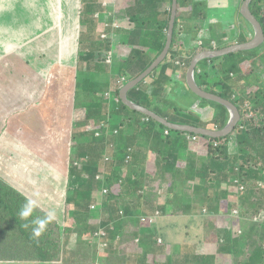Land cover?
Wrapping results in <instances>:
<instances>
[{
	"label": "trees",
	"instance_id": "1",
	"mask_svg": "<svg viewBox=\"0 0 264 264\" xmlns=\"http://www.w3.org/2000/svg\"><path fill=\"white\" fill-rule=\"evenodd\" d=\"M170 1L171 4L164 12L165 16L158 20L164 37L156 45V57L162 52L166 43L172 9V0ZM179 3L180 0H178V6ZM250 8L264 29V0H253ZM200 10L199 13L202 14L204 11ZM130 20L133 24L135 19L131 17ZM143 23L144 20L141 24ZM177 35L178 19H176L170 51L159 68H163L167 60L176 52ZM150 44L152 42H149L148 38L140 40V44L132 49L129 61H125L128 68L135 66L136 60L146 57ZM138 46L143 48L139 49ZM225 46L227 45L214 46L212 49ZM205 49L202 46L194 50L188 61ZM89 55L87 54V57H90ZM84 56L86 54L79 51V57ZM153 60L154 58H149L143 69L134 70L129 79L137 77ZM205 61L211 62V66L204 70H199L198 67L195 69V78L199 86L234 102L240 110L241 119L233 132L225 137L213 138L200 135L204 141L200 143L203 155L191 156L192 158L186 162L181 161L180 150L189 145L186 136H193L196 133L167 128L150 117L147 123L145 121L147 115L131 109L122 102L121 83L114 90L119 98L118 109L109 111L104 88L101 85L96 88L89 87L90 80L82 81L77 77L75 95L78 104L86 108V122L109 119L118 131L125 134H128L129 130L134 129L135 126H139L140 133L148 139L149 148L156 154L154 169L147 172L145 164L138 162L135 164L130 160L127 164L130 169L127 172L126 181L119 176V171L109 169L110 175L107 178L109 190L104 195L103 202H99L102 211L107 210L110 214L109 220L105 223L94 218L90 208L92 203H97L96 193L101 182L93 175L74 178V174H70V184L72 188L77 187V190L67 199L64 226L23 192L0 177V264L78 263L77 256L68 258V252L71 249L68 247L69 236L72 234L78 236L72 249H77L78 253V248L81 246L89 249L84 255L88 257L91 255L88 259L90 264H98L100 259L97 255L101 247L109 256H115L117 253L125 254L115 260L108 259L112 264H264V221L260 228H253L249 221L244 220H240L237 225L233 223V226L226 227L218 226L214 221L210 225L213 227L210 232L216 236V240H204L203 243L184 242L175 246L180 249L179 253H174L177 250H173L172 253L168 251L169 247L164 239L158 242V236L152 232L142 235L136 230L132 234L129 232L121 234L115 229L113 223L115 219H125L128 222L130 219L137 218L138 225H144L137 217L141 212L150 213L149 202L145 200L143 191L154 187L159 179L165 183H173L170 190L172 196L170 201H166L172 207L168 204L161 206V214L168 212L201 214L203 210H206L221 215L219 216L221 223L231 224L230 213L234 209L242 210L243 214H241L244 218L260 216L264 213V83L258 78L259 75H264V43L253 50L230 53ZM245 64H247L246 68ZM157 71L158 68L149 77ZM253 76L258 80L255 83L251 81L254 79ZM146 80L129 91V98L154 110L170 122L191 124L213 130L222 129L227 124L230 117L228 108L203 98H201V106L209 104L218 109L209 122L197 118L177 105L168 109L170 104L165 103L167 106L163 108L164 110L158 107L160 105L148 106L142 101L148 97ZM157 100L160 101L159 104L165 101L162 97H158ZM166 130H168L167 134ZM76 134L83 133L76 132ZM127 138L128 136L124 138L125 145ZM232 140L237 144L236 154L231 153L228 148ZM127 150L126 145L120 150V154L116 155L117 158L126 161L129 156ZM79 156L82 159L85 158V154ZM111 163L114 167L115 162ZM86 166L71 164L70 169L72 173H76L79 169H85ZM86 171H94V169L88 168ZM75 179L80 181L79 184H75ZM189 180L193 182L190 201L184 195L182 187L177 186V183L181 182L184 185ZM70 184L68 188L71 187ZM72 188L70 189L73 190ZM160 198L162 196L159 194ZM121 209L123 214L120 213ZM100 229H105L106 235L98 241L96 233ZM137 238H140L139 241H136ZM102 242L107 245L103 246ZM210 244L214 245V250L207 248Z\"/></svg>",
	"mask_w": 264,
	"mask_h": 264
},
{
	"label": "crops",
	"instance_id": "2",
	"mask_svg": "<svg viewBox=\"0 0 264 264\" xmlns=\"http://www.w3.org/2000/svg\"><path fill=\"white\" fill-rule=\"evenodd\" d=\"M50 1L60 3V1L64 0ZM50 1L0 0V11L4 10L7 12L6 9L13 6L18 9V11H16L17 13L14 12V15L18 14V16H20V21L18 23H13V25L11 22L9 24V22L4 19L8 15H5L3 20L0 19V32L5 33L13 31L19 34L17 37L18 39L23 40L20 41L16 39L15 44L12 45L10 49H7V52H1L0 62L5 59L8 60H6L7 62L4 69L7 71V68L9 67L8 70L11 71L12 74H15L17 79L22 82L18 92H24V96H33L37 103L36 106L29 108L31 110L28 111L37 116L35 120V128L38 142L42 145L49 143V150H52V147L59 150L58 154L54 151L53 155H50L52 160L56 162V166L55 168L53 167L51 171L50 168H45L47 173L43 170L34 171V169H29L28 166L31 164H37L39 159H35L36 156H33L32 159L29 160L32 161V163L29 161L26 162L27 155L26 157L24 155V171L17 166L15 167L20 170H14L18 175H24V194L31 201L35 202L50 215L55 217L61 225L65 224L64 217L67 199L68 197H72L77 190V187L72 188V184H70V174H74V178H85L88 177V175H93L96 180L101 182V188H99L96 193L97 203H92L90 208L93 217L99 221L98 218L101 216L102 211L100 203L103 202V197L106 194L102 190L104 187L109 188V182L107 181V178L110 175L109 169L112 168L116 172L119 171V176L126 181L127 172L130 169L127 164H129L130 160L135 164L136 162L145 164L146 171L151 172L154 169L156 154L149 148L148 139L140 133L139 126H135L134 129L129 130L128 134H125L118 131V129L114 127L113 122L109 119L107 121L86 122V108L81 104H78L75 95L77 77L80 78L81 76L80 79L82 81L86 79L90 80L89 87L93 86V88H96L101 85L108 98L109 111L118 109L119 98L114 92L115 87L120 83L123 86L131 80L129 77L132 72H134V70H142L145 62H147L149 58H156V45L160 43L164 37L163 31L161 27H159L160 21L158 20L163 19L165 16L164 12L171 4V1L66 0L68 5L73 8L71 15L76 17V19L73 20L72 23L62 21L63 24H59V20H55L57 18L56 15L59 16V9H57L56 14V11L53 10L50 5ZM25 2L26 4L24 5ZM243 2L244 0H180L178 6L180 12L178 13L177 10L176 17V19H178V35L175 42L176 52L167 60L165 66L163 65V68H159V66L166 58L155 68H158V71L155 72V74H152L149 77L150 73L145 78L147 79L145 85L147 87L146 94L148 97H145L142 100L143 103H146L148 106L160 105L158 107L161 109L165 108L167 103L170 104L168 109L177 105L179 108H182L186 112H191L197 118H200L205 122L211 120V116L216 114L218 109L213 108L209 104L201 106V98L195 96L188 87L187 70L191 62V60L188 61V58L194 50L202 46L206 48L205 50H208L214 48V46H222L225 44L230 46L233 44L244 43L253 37L254 27L241 14ZM28 8L30 9V12L27 10ZM36 9L38 11L40 10L39 19L38 16L35 18L32 17V19H29L28 16H24V10L26 13L30 14L31 12H37ZM45 9H47L46 12H48L46 15L44 13ZM200 9L204 11L202 14L199 13ZM1 14L2 13H0V18L2 16ZM46 16H53L55 22L51 25H47L46 28H42L45 25L42 20L45 19ZM131 17L135 19L133 24L130 20ZM143 20L144 23L141 24ZM71 25H75L77 31H75L74 27L69 29V26ZM26 26H30L31 29ZM59 26L62 28L59 29ZM7 27L9 29L5 30ZM55 29L63 34V38L61 39L60 37V47L67 50V56L70 58H68V62L66 61L62 64V68L59 65L58 68L54 69V72L50 73L49 78L32 76L35 70L30 66L32 63L28 62L29 60H26L24 57V47L27 43L24 42V36L21 37V35L28 32H36L39 34L50 33ZM142 38H148L149 42H152V44L149 45L150 47L147 51L146 57L136 60V65L132 66L130 69L125 64V61H129L130 56H132V49L137 47V44H140ZM41 43L42 42L37 41V49L42 50L44 48V46H41ZM138 48L140 49L143 47L138 46ZM71 49H76L77 54L75 52L71 54L68 53V50L70 51ZM79 51L84 55L86 54V56L80 58ZM91 53H94L95 55H89ZM87 54L90 57H87ZM205 60L198 64L197 67L199 70H204L211 66V62ZM46 63L54 64V61ZM244 67L246 68L247 64H245ZM35 69L36 71H39L37 68ZM65 70H68L69 72L65 74ZM5 73L6 72L4 71L3 74ZM258 78L264 83V75H260ZM4 86H6V84ZM7 89L15 92V98L23 95L22 93L14 91L11 86ZM0 91H2V88H0ZM12 95L13 93L8 90L0 92V98H3L5 102L8 101L9 103L8 105V103L3 102V105L0 106V122L2 120L6 121L9 117L8 123L10 126L6 128V131L8 130L9 133L13 132V129L23 127L30 128V125L34 124H31V122L27 120V116H24V125L22 122L16 120V115L13 118L7 116V113L11 109L10 102L12 101ZM158 97L164 98L165 101L161 102L163 104L158 103L160 102L157 100ZM26 109L28 108H24V110ZM3 113L5 117L1 115ZM12 121L17 122V124L13 125ZM145 121L149 123V120L145 119ZM76 132H81L83 134L77 135ZM74 134H76L75 137ZM197 135V140H192L191 135L186 136L189 145L180 150V159L182 162L190 160L192 158L191 156L203 155L204 152L201 151L200 147L204 141L200 138L199 134ZM126 136H128L126 145L128 146L127 154L129 156L125 161L124 159H118L116 155L120 154V150L126 146L124 144V138ZM25 142L29 144L24 135V146L27 145ZM1 143L2 142L0 141V145ZM236 145L237 144L234 140L229 142L228 148L231 153L236 154ZM65 146H68L67 152L61 151ZM35 154L37 155V153ZM80 154H85V158H80ZM41 157L43 158V155L37 156V158ZM42 158L41 160H43ZM64 161L67 163L64 164ZM111 162H115L114 167ZM71 164L75 166L85 164L88 167L86 166L85 169H79V172L72 173L70 169ZM44 165L45 164L43 163V166ZM49 165L53 166L52 164ZM88 168H93L94 171H86ZM10 174L13 176V173ZM14 175L16 176V174ZM26 177L38 178V183L34 184V187H37L36 191L39 190L40 187L46 186L38 191V193L42 192L43 194L41 200L36 198L38 194H30L28 186L25 183ZM7 179L10 181L9 183H12V185L15 184L13 186L19 189L20 183L18 181L13 180L12 178ZM46 182L47 184L44 185ZM79 182L80 181H76L75 184H79ZM68 184H70L71 187L68 188ZM172 184L173 183L171 182L165 183L159 179L156 181L154 187L145 189L143 193L145 200L149 202L150 213L141 212L137 217L140 218L141 215L144 214L147 216H155L154 214L159 212V215H157L151 223L156 222L155 224L159 223L160 225L166 223L163 221V218L164 220H167L169 217H176L179 220L182 217V219H189L191 221L202 220L204 226L202 233L203 238L202 240L197 241L200 243H203L204 240L210 239L211 241H214L217 239L216 236L210 232V230L213 229L210 225L214 221L218 226H233V211L230 213L232 216H230L232 219L231 224H229V222L221 223L219 220V216L221 215H216L206 210H203L201 214H173L170 212L161 214V206L168 204L172 207L169 203H166V201L172 196V193L170 192V190H172ZM177 186L182 187L184 195L188 201H190L192 197L193 182L189 180L186 181L184 185L179 182L177 183ZM159 194L162 196L160 199ZM153 197L157 200L155 198L153 199ZM95 209L97 210L96 212H94ZM207 217H212L213 219L205 220ZM136 219L137 218L130 219L129 223L134 222V224H139V220L137 221ZM238 222H240V220ZM238 222L236 223L238 224ZM262 222L263 221L260 222L259 220H249V224L253 228H260ZM236 223L234 224L237 225ZM237 227L239 228L240 226ZM171 228L173 229L174 226H171ZM146 234L147 233L142 235ZM69 237V239L75 240V243L73 244V246H75L78 240L77 234H72ZM96 239L99 241L100 238L97 237ZM162 239L163 238L158 242H162ZM213 244L208 245L207 248L214 250ZM204 248H206L205 245ZM100 250L104 251L105 249L101 247ZM104 254L105 260H107L106 264H112L108 261L111 257L107 255V252ZM104 254L100 251L97 256L101 259L100 255Z\"/></svg>",
	"mask_w": 264,
	"mask_h": 264
},
{
	"label": "rangeland",
	"instance_id": "3",
	"mask_svg": "<svg viewBox=\"0 0 264 264\" xmlns=\"http://www.w3.org/2000/svg\"><path fill=\"white\" fill-rule=\"evenodd\" d=\"M25 4H26V2L24 3V5ZM50 5H51L52 9L56 11V14H57V9H59V16L56 15L57 18L55 19L56 21L59 20V24H63L62 21H67V22L72 23V21L76 19V17L71 15L73 8H71L68 5L66 0L60 1V3L55 2V1L54 2L50 1ZM6 10H7V12L4 10L0 11V13H2L1 14L2 16L0 18L1 20H3L5 15H8L4 19L6 21H8L9 24L11 22V24L13 25V23H18L20 21L19 20L20 16H18V14L14 15V12L18 11V9H16L13 6H10V8H7ZM27 10L30 12L29 8ZM36 11L37 12H34V13L31 12L30 14H28L24 10V16H28L29 19H32V17L35 18L38 16V19H39L40 10L38 11L36 9ZM46 11H47V9H45V11H44L45 15L48 13ZM41 19H42V17H41ZM42 21L45 24L44 27H42V28H46L47 25H51L55 22L53 16H46L45 19H43ZM26 27L31 29L30 26H26ZM73 27L75 28V31H77V28L75 27V25L69 26V29H72ZM60 28H62V27L59 26V29ZM8 29L9 28L7 27L5 30H8ZM57 29H55L54 31H51L50 33L39 34L36 32H28V33H24V35H21V37L24 36V42L27 43V45L24 47V52H25L24 57L26 58V60H29L28 62L32 63V64H30V66L33 68V70H35L34 74H32V76H36L39 78H43V77L49 78L50 73L54 72V69L58 68L59 65L62 68V64H64V62H66V61L68 62V58H70V57L67 56V53H66L67 50L60 47V37L62 39L63 34L59 33ZM72 34H73V32H72ZM18 35L19 34L13 32V31L12 32H5V33L0 32V54H1V52H5V51L7 52V49H10V47L15 44L16 39L23 41L22 39L17 38ZM36 40L39 42H42L41 46H44V48L42 50L36 48V46H37ZM64 45H66V44H64ZM78 47H79V45H78ZM74 52L76 53V49H71L70 51L68 50V53H70V54L74 53ZM6 60L7 59L0 62V78H1L0 79V88H2V91H0V92H5V90H8L9 92L13 93L12 101L10 102L11 109L7 113V116H11L13 118L16 115L15 116L16 120L18 122H22L23 125H24V116H27V118H28L27 120L29 122H31V124L32 123H34V124L30 125V128H24L23 127V128L13 129V132L9 133L8 130L6 131V128L8 126H10L8 123L9 117L6 121L2 120L0 122V126H1L0 141L2 142L0 145V175H1L0 177H2L3 179H5L8 182H10V181L7 178H12L13 180L18 181L20 183L19 189L24 193V175H18L17 173H15V170H14V169L20 170L19 168H22L24 171V155H25V157L27 155L26 162L31 160L33 156H36L35 159H39L37 161V164H31L30 166H28L29 169H34V171H42L43 170L45 173H47V170L45 168H50V171H51V169H53V167L55 168V166H56V162L54 160H52L50 155H53L54 151H56L58 154L59 150L54 148V147H52L53 148L52 150H49L48 148H50V145H49V143H45V140H44V143H45L44 145H42L41 143L38 142L37 137H36L37 136L36 128H35V124H36L35 120H36L37 116L34 115L33 113H29V111H28V110H31L29 108H31L32 106H36L37 103L35 102V99L33 96H27V95L24 96V94H23L24 92H18V89H20L22 82L17 79V76L15 74H12V72L8 70L9 67L7 68V71H6V69H4L6 62L8 61V60L7 61ZM42 60H44V61H42ZM52 61H54V64L46 63V62H52ZM35 68H37L39 71H36ZM4 71L6 72L5 74H3ZM67 72H69V71L65 70L64 73L67 74ZM259 77H260V75H259ZM80 78H81V76H80ZM253 78H254V76H253ZM251 81L255 83L258 80H256V78H254ZM5 84H6V86H4ZM10 86H11V88H13L14 91H16L18 93H22L23 95L19 96L18 98H15V92L7 89ZM0 102H1L0 106L3 105V102L8 103V101L5 102L3 98L2 99L0 98ZM8 105H9V103H8ZM24 108H28V109L24 110ZM25 111H27V112H25ZM1 115L3 117H5L4 113ZM16 124H17V122H13V125H16ZM19 124H21V123H19ZM24 135L26 136V140L29 142V144H27L25 142V144H27L26 146H24ZM67 150H68V146H65L61 149V151H64V152H67ZM29 152H31V153H29ZM35 153H37V155ZM38 155H43V158L42 157L41 158L44 161L41 160V158H37ZM29 162L32 163V161H29ZM43 163L45 164L44 166H43ZM47 163L52 164L53 166H50ZM66 163L67 162L64 161V164H66ZM15 166H17L19 168L15 167ZM10 173H13V176H11ZM14 174H16V176ZM15 181H13V182H15ZM25 183L28 186L30 194H32V195L35 193L38 194V196L36 198L41 200L43 197V194H42V192L38 193V191H40L41 189H43L46 186L40 187L39 190L36 191L37 187H34V184L38 183V178H35V177H26ZM46 184H47V182L44 183V185H46ZM13 185H15V184H13ZM103 199H104V197H103ZM96 211L97 210L95 209L94 212H96ZM241 213H242V210L239 212V214H236V215L232 214L233 217L232 216L231 217L234 219V223L238 222L239 220H244V221L253 220V221H255V217L244 218V216L242 215L243 213L242 214ZM109 215L110 214L107 210L101 211V216H99V218H98L99 222H103V223L107 222L109 220ZM261 215H263V214H261ZM111 218H112V215H111ZM182 218L179 220L176 217H171V218L169 217V218H167L168 221L164 220V218H163V221H165L167 224L162 223V225H160L159 223L155 224L156 222L151 223L148 220L147 222L143 223L144 226L143 225L140 226L138 224H134V222L133 223H129V221L124 222V221H126L125 219H122V220H120V219L116 220L115 219V220H113V223L115 225V229H117L119 231V233H121V234L124 232L125 233L129 232V234H132L136 230L138 232H140L139 231L140 229H141L140 233L143 232L142 234H145V233L152 231V232H154L155 236L156 235L158 236L157 237L158 241H160L161 238L164 239V242H166L168 247H169L168 251H171V253H172L173 250H177L174 253H179L180 249L175 248L174 246L181 245L184 242L192 243V242H197L198 240H202V238H203L202 233H203V227H204L202 220L191 221L189 219H182ZM209 219H213V218L212 217L205 218V220H209ZM229 220H230V218H229ZM259 221L261 222V220H259ZM61 223H63V222H61ZM157 225H159V226H157ZM62 226H64V225H62ZM171 226H174V228L172 229ZM239 226H240V224H239ZM153 229L156 231H154ZM114 233H116V232H114ZM136 241H139V239H137ZM74 243H75V240L70 239V241L68 243V247L71 249H69L68 258L72 259V256H77L79 258L78 260L80 262L78 261V263H75V264H82V263L83 264H90L91 262L88 259L90 258L91 255L89 257L87 255H84L85 252L89 249L81 246L80 248H78L79 253H81V255H80L76 251L77 249H72V246ZM100 251L102 252V254L105 253V250L104 251L100 250ZM94 253H96V250H95V252H93V254ZM123 254L124 253H122V254L117 253L115 256L111 255L110 257L115 260L119 257H122ZM100 256H101V259L98 260V262H99L98 264H106L105 254L100 255ZM81 261H82V263H81Z\"/></svg>",
	"mask_w": 264,
	"mask_h": 264
},
{
	"label": "water",
	"instance_id": "4",
	"mask_svg": "<svg viewBox=\"0 0 264 264\" xmlns=\"http://www.w3.org/2000/svg\"><path fill=\"white\" fill-rule=\"evenodd\" d=\"M252 1L253 0H244L241 7V14L254 27L253 37L249 41L244 43L233 44L221 49H208L201 51L194 55L187 70V84L190 90L194 94H196L200 98L218 102L228 108L230 117L225 127H223L222 129L213 130L210 128L198 127L191 124H178V123L170 122L167 118L159 115L154 110L142 104H138L132 101L131 99H129L128 97V92L132 88L136 87L140 82L145 80V78L150 73H152V71L167 57L173 42L174 27H175L177 10H178V0H173L172 2V10H171V17L167 32V39L162 52L142 73H140L137 77L129 80L127 83H125L122 86V88L120 89V98L122 102L131 109L136 110L144 115H147L150 118L156 120L157 122L163 124L167 128L173 130L196 133L202 136H208L213 138L225 137L229 135L231 132H233L234 128L241 119L240 110L238 109V107L234 102L226 98H223L217 94L202 89L195 80V69L198 66V64L205 59L221 57L239 51L253 50L255 48L260 47L264 43V29L262 24L260 23V21L258 20V18L255 16V14L252 12L250 8V4Z\"/></svg>",
	"mask_w": 264,
	"mask_h": 264
},
{
	"label": "built area",
	"instance_id": "5",
	"mask_svg": "<svg viewBox=\"0 0 264 264\" xmlns=\"http://www.w3.org/2000/svg\"><path fill=\"white\" fill-rule=\"evenodd\" d=\"M109 94V93H108ZM147 120H149V117H147L146 118ZM166 133H168V130H166L165 131ZM192 137V140H197L198 139V135L196 134V135H193V136H191ZM216 145H217V143H215ZM108 159V158H107ZM241 188H243V186H241ZM108 188L107 187H104L103 188V192L104 193H107L108 192ZM94 207V206H93ZM239 210L238 209H234L233 210V215H236V214H239ZM120 213L121 214H123V210L121 209L120 210ZM155 216H147V215H141V217H140V220H141V222H143V223H145V222H147L148 220L150 221V222H153L154 221V218L157 216V215H159V212H156L155 214H154ZM255 220H261V221H264V214L263 215H260V216H256L255 217ZM106 235V231H105V229H100L97 233H96V236L98 237V238H101V237H103V236H105ZM160 241H161V239H160ZM102 244H103V246H106L107 245V243H105V242H102Z\"/></svg>",
	"mask_w": 264,
	"mask_h": 264
}]
</instances>
